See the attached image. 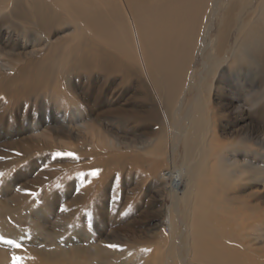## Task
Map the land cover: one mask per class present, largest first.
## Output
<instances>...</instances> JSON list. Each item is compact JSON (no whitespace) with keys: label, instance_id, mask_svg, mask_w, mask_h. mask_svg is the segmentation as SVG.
Returning <instances> with one entry per match:
<instances>
[{"label":"rangeland","instance_id":"374dc122","mask_svg":"<svg viewBox=\"0 0 264 264\" xmlns=\"http://www.w3.org/2000/svg\"><path fill=\"white\" fill-rule=\"evenodd\" d=\"M45 1L63 17L49 29L27 10V20L14 18L18 24L0 19V264L14 257L20 264H264L263 60L230 58L199 83L194 41L178 71L152 69L149 80L143 41L139 47L129 26L125 57L111 70L89 76L85 65L79 74L74 45L102 38L71 10L77 0ZM249 1L242 12L255 14L260 0ZM229 2H219L215 26ZM175 3L167 10L192 11L185 23L194 20L202 39L213 0ZM233 22L229 46L242 17ZM136 26V33L151 30ZM37 60H46L37 72L45 83L29 88L31 74L17 69ZM192 103L190 131L177 138ZM230 143L246 167L233 181L213 169L224 157L213 151Z\"/></svg>","mask_w":264,"mask_h":264},{"label":"bare ground","instance_id":"6f19581e","mask_svg":"<svg viewBox=\"0 0 264 264\" xmlns=\"http://www.w3.org/2000/svg\"><path fill=\"white\" fill-rule=\"evenodd\" d=\"M73 1L74 0H69V4L71 6H73ZM198 1L200 0H96L97 3L91 5L90 0H77L71 10H74L81 17L83 23L91 28V32L93 34H98L102 40L98 39L101 43L96 42L91 46H87V43H83L84 45H82V43H80L81 41L79 40V44L74 45L77 51L80 52V54H78L80 58L77 60V65L74 66L76 71L80 74L85 70V65L87 66V69L90 68L89 76L95 70H101L104 72L106 70H111L110 65H108L109 63L114 62V60H121V58L126 56L125 49L127 46L124 45H128L130 41L125 40V33L128 32L129 26L131 27V31L132 29H135L133 33L138 35L136 42L139 47L140 39L143 41L144 53L141 52L140 54L142 56L143 73L149 80H151L150 72L152 69L154 72H159L160 74L166 75H170L175 70L178 71L179 69H176L175 67L182 63V59H184L183 52L185 48L193 44L194 41L199 48L198 52L202 58V70L200 69L199 73V83L204 81L207 71L214 75L219 64L224 61L231 60L230 58L233 59L234 63L235 61L238 63L241 62L242 57H250V60L253 61L252 63H259L260 60H263L264 65V31L258 32L259 28L264 30V0L259 1L257 5L258 12L255 10L252 11L255 12V14H245L242 12L243 9H247L251 5L249 0H230L229 4L226 7H223L222 17L220 18V21H217L216 26V13L221 10L219 7V2L221 0H213V13L211 14L210 23L205 26L202 39L200 38L201 27L199 26L197 30L194 26V20L192 25L185 23L186 19H193L192 11L184 10L178 13H171L167 10L169 6L175 5V2L196 4ZM22 2L23 3L16 2V0L0 1V19L6 21L8 24H18L19 21L16 22L14 18L27 20L29 18L27 13H25L27 10L31 14L34 23L38 25L42 24L41 26L49 29L54 23L55 16L63 18L59 12H56L54 7L51 9L48 5L50 2L47 3L45 0H22ZM206 5H208V2ZM123 8L128 13V18L125 15ZM154 8L156 9L155 12H149ZM252 15H256V17L253 19ZM131 16H134L135 20ZM237 17H242V25L236 33L237 35L234 39V46H229L227 43L228 35L233 28V21ZM231 18H233V21H229ZM249 18L252 20V25H248ZM77 22L79 23L81 21ZM255 23L258 24L257 27L254 25ZM46 24L49 25L46 27ZM136 25H143L145 28L150 27L149 29L151 30L148 33H143L141 30H138V33H136ZM255 30L258 33H255ZM211 31H213V33L215 32V37L214 39L211 38L210 41L208 38ZM122 35L125 36L121 42L119 37ZM73 39L74 37L72 40ZM68 42H66V44ZM247 42H249V47L246 46ZM115 45L119 46L120 48H116ZM186 53L188 57L189 53ZM206 53L209 54L208 58H206ZM144 57L149 61L146 62ZM205 58L208 61L205 60ZM150 59L153 60V62ZM45 62L46 60L43 62L40 60L28 62L22 67L23 69H17L19 73L27 71L31 74L30 84L27 87H38L40 80L41 83H45L43 74L37 73ZM128 75L133 76L130 74ZM40 76L41 79H39ZM209 87H212V84H210ZM193 107L194 105L192 103L191 114L186 113L184 115V120L187 122L184 125L180 124V127H178L179 129H175L173 132V135H175L177 138H180L181 136L187 138L191 125L190 119H192L191 117L194 112ZM207 121L205 119V125H207ZM205 125L203 124V126ZM177 144H175V146ZM241 145L246 144L241 142L240 146ZM227 147L228 149L225 151L217 149L213 151L214 156H216L218 152L221 153L220 151H222V154H224L220 167L219 163H217L213 169L220 170L222 174L231 176V179L233 178L238 180L237 175L240 177L241 175L239 174H241L246 169V167L244 163H240L232 155L230 149H236L234 147V143L228 144ZM176 148L177 146L172 147L168 155V161L172 166V156ZM204 153L206 155H211L212 148H205ZM219 157L221 158V154ZM176 211L177 210H175V212Z\"/></svg>","mask_w":264,"mask_h":264},{"label":"snow or ice","instance_id":"6c2138e0","mask_svg":"<svg viewBox=\"0 0 264 264\" xmlns=\"http://www.w3.org/2000/svg\"><path fill=\"white\" fill-rule=\"evenodd\" d=\"M57 155H68V156H73L74 154H72V153L60 154V153H58ZM91 175H93V176L98 175V170H94V171L91 173ZM62 210H63V209H62ZM0 239H2V238H0ZM7 243H9V244H13V243H15V242L12 241V240H8ZM16 247H21V245L16 244ZM109 247H111V248H117L118 246H117V245H109ZM20 259H21V258L14 257V258H13V264H20Z\"/></svg>","mask_w":264,"mask_h":264}]
</instances>
